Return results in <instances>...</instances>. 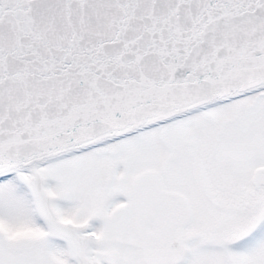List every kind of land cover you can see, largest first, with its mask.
<instances>
[{
    "label": "snow or ice",
    "instance_id": "obj_1",
    "mask_svg": "<svg viewBox=\"0 0 264 264\" xmlns=\"http://www.w3.org/2000/svg\"><path fill=\"white\" fill-rule=\"evenodd\" d=\"M0 264H264V0H0Z\"/></svg>",
    "mask_w": 264,
    "mask_h": 264
}]
</instances>
